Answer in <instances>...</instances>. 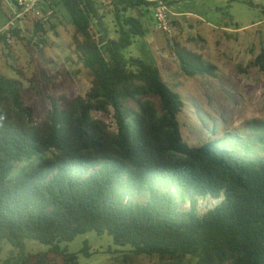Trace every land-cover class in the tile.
Instances as JSON below:
<instances>
[{"label": "trees", "instance_id": "trees-1", "mask_svg": "<svg viewBox=\"0 0 264 264\" xmlns=\"http://www.w3.org/2000/svg\"><path fill=\"white\" fill-rule=\"evenodd\" d=\"M47 1L45 19L34 22L30 38L20 28L13 36L42 53L46 25L55 28L51 19L60 8L90 89L85 97L48 94L50 107L38 121L21 82L0 73V255L6 241L22 255L17 264H78L77 254L60 244L95 232L133 248L115 264H136L140 256L151 259L148 264H186L188 258L264 264V159L239 157L211 142L189 145L181 131V96L158 66L123 54L148 33L144 16L156 25L151 6L105 0L119 28L118 39H111L100 0ZM100 35L107 37L101 46ZM11 49L0 36V51L16 62ZM172 50L186 77L216 69L178 40L172 39ZM251 67L264 75V49ZM129 101L136 110L127 108ZM109 107L116 133L92 117L94 109ZM207 198L212 203L202 210ZM26 240L48 250L24 255ZM81 252L90 256L87 243Z\"/></svg>", "mask_w": 264, "mask_h": 264}, {"label": "rangeland", "instance_id": "rangeland-1", "mask_svg": "<svg viewBox=\"0 0 264 264\" xmlns=\"http://www.w3.org/2000/svg\"><path fill=\"white\" fill-rule=\"evenodd\" d=\"M108 36L118 39L119 28L113 26V10L105 0H100ZM173 13V34L158 30L150 15L143 18L148 29L144 38L123 54L143 59L159 67L163 79L178 93L185 107L180 115L184 140L192 146L211 142L219 148L234 151L244 158L264 159V75L257 68H247L250 61L264 49V0H168ZM48 10V7L46 11ZM51 19L54 29L47 34V44L41 45L42 53L28 43L12 42L8 58L0 51V73L21 82L24 98L34 106L38 121L45 117L50 107L47 95L85 97L90 89V77L82 66L72 43L73 28L63 11L56 9ZM153 15V13H151ZM7 12L0 7V28L6 22ZM116 25V22L114 23ZM22 26L30 38L32 24ZM226 30V31H225ZM172 39L202 55L207 64L216 67L212 74L194 78L182 74L172 50ZM7 53V51H5ZM11 65H16L17 73ZM246 69V70H245ZM148 99L160 105L158 98ZM128 109H137L129 101ZM92 117L103 121L111 133L117 132L114 110L109 107L94 109ZM18 166V165H17ZM200 201V200H199ZM211 199L200 201V208L211 204ZM88 245L90 256L81 251ZM0 264L7 260L18 263L22 255L8 242H3ZM61 249L77 254L78 264H115L133 248L114 244L111 236H98L95 232L78 235L72 242H63ZM48 246L35 240H26L24 255L42 253ZM151 262L140 256L136 264ZM188 258L186 264H194Z\"/></svg>", "mask_w": 264, "mask_h": 264}, {"label": "built area", "instance_id": "built-area-1", "mask_svg": "<svg viewBox=\"0 0 264 264\" xmlns=\"http://www.w3.org/2000/svg\"><path fill=\"white\" fill-rule=\"evenodd\" d=\"M7 12L6 22L0 28V36H7V43L12 44L16 38L13 32L20 28L25 32L22 26L33 24L45 19V12L49 1L47 0H0ZM152 8L153 18L158 30L172 36L173 17L176 16L166 0H142ZM210 199V198H209Z\"/></svg>", "mask_w": 264, "mask_h": 264}, {"label": "water", "instance_id": "water-1", "mask_svg": "<svg viewBox=\"0 0 264 264\" xmlns=\"http://www.w3.org/2000/svg\"><path fill=\"white\" fill-rule=\"evenodd\" d=\"M106 42H107V37L105 35L98 36V45L99 46L103 45Z\"/></svg>", "mask_w": 264, "mask_h": 264}, {"label": "crops", "instance_id": "crops-1", "mask_svg": "<svg viewBox=\"0 0 264 264\" xmlns=\"http://www.w3.org/2000/svg\"><path fill=\"white\" fill-rule=\"evenodd\" d=\"M174 14H176V16L175 17H180V16H178L177 15V13H174ZM152 15V14H151ZM106 18V17H105ZM144 19H145V16L143 17ZM143 18L141 19L142 20V22H143ZM104 24L106 25V23H105V19H104ZM113 26L115 27V29H116V25L113 23ZM226 31V30H225Z\"/></svg>", "mask_w": 264, "mask_h": 264}]
</instances>
